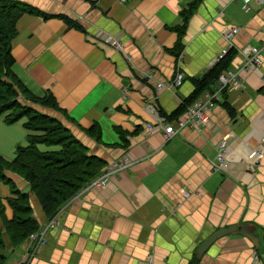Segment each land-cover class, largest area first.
Segmentation results:
<instances>
[{"label":"crops","instance_id":"1","mask_svg":"<svg viewBox=\"0 0 264 264\" xmlns=\"http://www.w3.org/2000/svg\"><path fill=\"white\" fill-rule=\"evenodd\" d=\"M20 1L41 13L15 20L13 72L34 96L50 101L34 108L104 164L49 216L28 184L19 190L28 195L35 230L55 220L28 264H145L147 256L150 264H264V52L256 68L240 69L245 47L264 46V0ZM183 24L179 37L173 28ZM228 27L237 32L219 60ZM102 35L120 46L101 42ZM215 64L236 72L242 87L208 85L187 105L214 94L206 124L177 127L195 82ZM177 73L182 78L173 85ZM161 83L171 85L157 88ZM23 121L5 123L0 115V131L19 123L26 135ZM158 123L176 132L147 130ZM221 141L224 165L217 167ZM18 144L27 142L16 133L0 143V156L11 159ZM122 156L131 160L125 170L90 184ZM6 197L13 196L0 182V198ZM4 215L11 216L7 206ZM242 224L261 246L237 233ZM230 225L236 230L195 258L199 242ZM2 240L3 264L17 263L24 240L12 245L4 232Z\"/></svg>","mask_w":264,"mask_h":264},{"label":"trees","instance_id":"2","mask_svg":"<svg viewBox=\"0 0 264 264\" xmlns=\"http://www.w3.org/2000/svg\"><path fill=\"white\" fill-rule=\"evenodd\" d=\"M192 4L188 5L187 12ZM22 13L41 12L20 0H0V115L5 123L24 118L22 127L27 131V144L15 146L11 159L0 156V182L9 186L13 196L0 198V264L5 260L1 251L4 246L2 232L12 245H17L37 227L31 216L27 193L15 189L13 183L3 175L4 169L25 179L28 190L36 195L42 211L49 216L98 174L104 165L100 158L87 155L85 147L57 119L34 108V104L50 106V101L34 96L13 72L10 39L15 33V20ZM182 17L185 23V15ZM183 28L184 24L173 30L180 37ZM229 48L219 60L228 55L231 51ZM216 66L199 77L180 109H184L203 89L216 82L218 73L224 70ZM94 126L87 128L86 132L92 135ZM95 137L99 139L98 132ZM38 145L46 149L41 150ZM5 206L11 211L8 219L4 215Z\"/></svg>","mask_w":264,"mask_h":264},{"label":"built area","instance_id":"3","mask_svg":"<svg viewBox=\"0 0 264 264\" xmlns=\"http://www.w3.org/2000/svg\"><path fill=\"white\" fill-rule=\"evenodd\" d=\"M243 4H246L248 0H242ZM261 1V0H260ZM237 32L236 27H228L222 31V37L226 41V45L219 51L216 59L221 58L227 51V49L231 46L230 40L233 34ZM101 42L112 45L114 47H119V42L110 37V36H99ZM264 52V46H249L245 47L241 54L243 55V61L241 64L242 70H252L256 68L260 64V55ZM182 75L177 73L174 77V80L171 84L177 85L180 83ZM216 81L218 83V89L222 90L228 88L229 86H241V84L237 80L236 72L230 70H222L218 73L216 77ZM171 84L161 83L158 84L157 88L160 87H170ZM214 94L204 95L202 99L194 101L191 105L185 108L183 117L176 121V126L181 127L184 124H189L191 127H198L205 125L207 122V112L211 109L212 101L214 98ZM158 127L161 128L163 136H170L176 132V129L171 123H163V124H156L154 126L147 125V130L157 129ZM224 141L219 142L217 145L216 151V160H217V167L224 165ZM131 163V160L127 156H122L114 161L109 162L103 169L101 174L93 178L90 182L92 185H102L104 180L107 179L110 175H115L120 171L125 170ZM184 196H187V193H184ZM55 224L54 217L49 219L47 223L43 226L38 228L37 230L29 233L24 239V252L19 261L15 264H28L30 259L34 257V255L38 252L39 248L45 242V233L46 230L52 228ZM256 258V254L252 256ZM151 258L147 256L146 263L150 264Z\"/></svg>","mask_w":264,"mask_h":264},{"label":"water","instance_id":"4","mask_svg":"<svg viewBox=\"0 0 264 264\" xmlns=\"http://www.w3.org/2000/svg\"><path fill=\"white\" fill-rule=\"evenodd\" d=\"M2 173L5 176V178L10 180L14 184L15 188L18 190H21L23 187H25L27 185V182L25 181V179L15 172L4 169L2 171ZM251 229H253L251 226H249L247 224H242V225H239L237 233L242 235V236L247 237L250 240V242L252 243V245L255 248H258L259 245L261 246V242L259 240V235L251 232L252 231ZM235 230H236V226L230 225L227 227L218 228L215 231H213L210 235H208L201 242H199V244L195 247V249L193 250V254L195 255V258L199 259L200 256L204 253V251L208 248V246L215 239H217V238H219V237H221V236H223L229 232H233Z\"/></svg>","mask_w":264,"mask_h":264},{"label":"rangeland","instance_id":"5","mask_svg":"<svg viewBox=\"0 0 264 264\" xmlns=\"http://www.w3.org/2000/svg\"><path fill=\"white\" fill-rule=\"evenodd\" d=\"M16 133H19V137L21 139L25 136V131L20 127L19 123H15L14 125L8 127L6 131H0V143L8 142L11 136L14 137ZM23 144H25V142H23ZM18 145H21V144H18Z\"/></svg>","mask_w":264,"mask_h":264}]
</instances>
